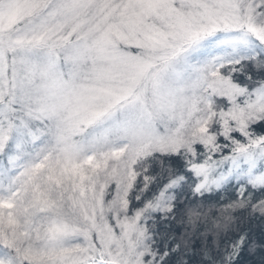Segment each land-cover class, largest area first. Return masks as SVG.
I'll use <instances>...</instances> for the list:
<instances>
[{"label":"snow or ice","instance_id":"snow-or-ice-1","mask_svg":"<svg viewBox=\"0 0 264 264\" xmlns=\"http://www.w3.org/2000/svg\"><path fill=\"white\" fill-rule=\"evenodd\" d=\"M0 264H264V0H0Z\"/></svg>","mask_w":264,"mask_h":264},{"label":"trees","instance_id":"trees-1","mask_svg":"<svg viewBox=\"0 0 264 264\" xmlns=\"http://www.w3.org/2000/svg\"><path fill=\"white\" fill-rule=\"evenodd\" d=\"M245 259H247V258H245Z\"/></svg>","mask_w":264,"mask_h":264}]
</instances>
